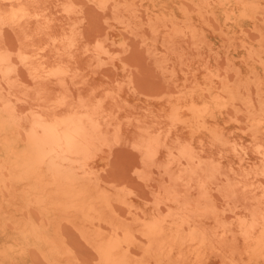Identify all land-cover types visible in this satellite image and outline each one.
Segmentation results:
<instances>
[{
    "label": "rangeland",
    "instance_id": "obj_1",
    "mask_svg": "<svg viewBox=\"0 0 264 264\" xmlns=\"http://www.w3.org/2000/svg\"><path fill=\"white\" fill-rule=\"evenodd\" d=\"M45 8L0 20V264H264V0ZM61 119L60 180L18 164Z\"/></svg>",
    "mask_w": 264,
    "mask_h": 264
},
{
    "label": "bare ground",
    "instance_id": "obj_2",
    "mask_svg": "<svg viewBox=\"0 0 264 264\" xmlns=\"http://www.w3.org/2000/svg\"><path fill=\"white\" fill-rule=\"evenodd\" d=\"M24 1L0 0L2 4L6 5L23 4ZM33 1V5L29 8L23 7L8 13L0 11V20L16 22L18 18L30 16L43 21L49 25L46 28L51 30L52 23L47 18L49 10L47 8L38 10V0ZM72 38L71 35H67L55 38V41L63 47L64 53L69 54L74 47ZM47 74V77L56 75L55 71H49ZM80 129L82 128L76 123L66 121L65 119L34 126L29 133L28 146L21 154H16V161L18 164L27 167L35 165L43 166L49 171H53L56 181H59L63 167L68 166L69 162L73 160V156L78 153L76 146L78 138L81 136L79 133ZM255 244L258 246L260 243Z\"/></svg>",
    "mask_w": 264,
    "mask_h": 264
}]
</instances>
